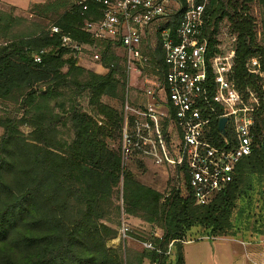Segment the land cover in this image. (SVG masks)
<instances>
[{
  "label": "trees",
  "instance_id": "16d2710c",
  "mask_svg": "<svg viewBox=\"0 0 264 264\" xmlns=\"http://www.w3.org/2000/svg\"><path fill=\"white\" fill-rule=\"evenodd\" d=\"M178 1L176 14L150 24L142 47L144 74L161 82L166 67L160 32L176 31L185 6L184 0ZM263 5L264 0H209L206 7L211 88L210 61L220 52L223 38L235 35L231 79L245 97L252 89L260 107L254 112L252 153L238 163L232 181L202 205L195 203L184 165H167L168 188L161 192L125 164L129 97L122 57L112 43L98 41L100 62L108 69L100 74L78 65V53L62 42L68 35L94 45L82 23L98 7L90 3L83 10L72 0L38 5L40 13L52 14V24L59 28L54 33L13 32L17 18L0 11V264H185L179 240L195 228L208 238L250 232L263 239ZM35 54L41 62H35ZM252 58L260 65L258 73L249 71ZM134 122L130 116L129 128ZM165 124L174 156L179 131L172 121ZM24 126L30 131L24 132ZM212 134L217 142L223 138L216 125ZM123 215L152 226L150 233L129 235L154 249L109 245L118 236L116 226ZM155 229L162 231L160 237ZM172 241L169 256L165 252Z\"/></svg>",
  "mask_w": 264,
  "mask_h": 264
},
{
  "label": "built area",
  "instance_id": "2783aa9c",
  "mask_svg": "<svg viewBox=\"0 0 264 264\" xmlns=\"http://www.w3.org/2000/svg\"><path fill=\"white\" fill-rule=\"evenodd\" d=\"M72 1L75 5H82L83 10L90 9V3L98 7L82 23V30L95 43L80 44L70 36L63 35V44L72 52L92 50L94 62L99 69L95 72L98 73L102 70L107 73L108 69L100 62L101 53L97 42L116 46L126 68L128 97V91L134 86L136 78L148 80L143 71L147 57L142 53L148 27L157 18L176 14L181 3L178 0ZM184 2V12L176 31L173 33L163 29L160 32L166 67L164 80L161 82L155 77L154 83L144 85L146 101L143 106L132 107L126 102L123 148L125 157L131 144L129 140L133 138L129 130V117L134 116V126L136 124L139 129L137 135L150 145L161 161L186 167L195 203L202 205L209 203L215 194L232 181L238 163L252 153L255 140L254 112L260 107V98L249 88L245 97L231 79L236 50L235 35L223 38L220 52L210 61L214 82L211 88L208 39L204 36L209 0ZM50 32H59V28L52 25ZM34 60L41 62V55L35 54ZM248 67L252 73L260 71V65L254 58L250 59ZM222 117H227L225 134L219 129ZM166 121H172L179 131V138L173 141L174 156L170 154L165 138L168 130ZM215 125L223 136L220 142L212 134ZM141 132L147 136H142ZM135 145L142 148L138 142ZM143 150L145 152V148ZM129 230L128 224L123 222L118 238H126ZM142 244L154 249L149 242ZM165 254H173V241ZM255 264H264V255Z\"/></svg>",
  "mask_w": 264,
  "mask_h": 264
},
{
  "label": "rangeland",
  "instance_id": "374dc122",
  "mask_svg": "<svg viewBox=\"0 0 264 264\" xmlns=\"http://www.w3.org/2000/svg\"><path fill=\"white\" fill-rule=\"evenodd\" d=\"M51 0H0V11L3 14H12L17 18L16 26L13 28V32H30L35 30H50L53 21L51 13H40L37 6L46 4ZM264 13V5H263ZM78 65L95 72L98 70L97 64L94 62L93 51L83 50L77 55ZM97 72V71H96ZM101 72V73H100ZM100 74H106V71H100ZM98 73V72H97ZM145 79L136 78L134 86H131L128 93L129 104L132 107H137L139 104L146 101L144 99L143 91L144 85L154 83L155 76H147ZM133 103H137L136 106ZM24 132L30 131V128L22 127ZM133 134V141L125 152V164L131 167L137 178L143 183L166 192L168 188V163L161 161L152 150L148 143H144V140L137 135L139 129L132 125L129 129ZM3 129L0 127V136ZM142 136H147L144 132H141ZM134 142V143H133ZM136 142L139 143V147H136ZM133 143V144H132ZM145 148V152L144 149ZM142 163V167L140 166ZM125 222L129 226V232L137 234L150 233L152 226L150 224L142 222L140 219L130 218L122 216L121 222L117 227L118 232ZM158 229H155V232ZM126 238H122L119 244H127L128 246L136 249H141L143 244L139 243L136 239H132L129 235ZM193 232V233H192ZM192 233V234H191ZM185 241H194L188 245L190 252L197 253V261L194 264H255L261 261L262 253H264V238H257L250 232L240 234L236 237H223L211 239L207 236H203L199 229L195 228L188 233V236L184 238ZM112 241V240H111ZM109 241V245H112ZM118 244V245H119ZM183 244V243H182ZM210 252V259L208 253ZM192 263V262H191ZM190 264V263H189Z\"/></svg>",
  "mask_w": 264,
  "mask_h": 264
},
{
  "label": "crops",
  "instance_id": "0c3cea01",
  "mask_svg": "<svg viewBox=\"0 0 264 264\" xmlns=\"http://www.w3.org/2000/svg\"><path fill=\"white\" fill-rule=\"evenodd\" d=\"M193 233V232H192ZM191 233V234H192ZM155 235L156 236H158V237H160L161 235H162V231L161 230H157L156 232H155ZM223 238V237H222ZM120 238H118V236H117V238H115V239H113L112 241H111V243H112V245L111 246H114V247H116V246H119L118 244H119V242H120ZM192 242H194V241H190V242H185V243H183V255H184V259H185V264H194L198 259H197V253L196 252H190L189 250H188V252H187V247H186V245H188V244H190V243H192ZM208 255V257H209V259H210V252L207 254ZM263 255H264V253H262V257H263ZM192 262V263H191ZM144 264H152V263H150V262H148V261H146Z\"/></svg>",
  "mask_w": 264,
  "mask_h": 264
},
{
  "label": "water",
  "instance_id": "95a60500",
  "mask_svg": "<svg viewBox=\"0 0 264 264\" xmlns=\"http://www.w3.org/2000/svg\"><path fill=\"white\" fill-rule=\"evenodd\" d=\"M227 122V117H222L219 120V129L223 134H225V124Z\"/></svg>",
  "mask_w": 264,
  "mask_h": 264
}]
</instances>
